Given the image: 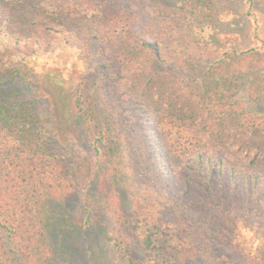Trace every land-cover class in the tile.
<instances>
[{"label":"trees","instance_id":"16d2710c","mask_svg":"<svg viewBox=\"0 0 264 264\" xmlns=\"http://www.w3.org/2000/svg\"><path fill=\"white\" fill-rule=\"evenodd\" d=\"M255 1L0 0V264H62L52 218L85 168L63 154L54 109L14 85L52 86L36 65L55 55L68 57L72 81L60 92L90 149L92 191L121 163L130 176V210L84 207L109 264H189L210 242L239 264H264L240 236L264 225V117L236 100L246 85L263 99L264 44L248 53L222 39L240 17L260 34ZM102 207L111 224L97 218Z\"/></svg>","mask_w":264,"mask_h":264},{"label":"rangeland","instance_id":"374dc122","mask_svg":"<svg viewBox=\"0 0 264 264\" xmlns=\"http://www.w3.org/2000/svg\"><path fill=\"white\" fill-rule=\"evenodd\" d=\"M255 2L257 4V10L264 18V0H256ZM4 7L9 9L7 5H4ZM241 9L242 5H238L236 13L242 14ZM231 18V16L227 17L229 20H231ZM243 18L245 17H240L231 21L229 36L222 39H224L225 42L231 41L235 45L238 44L245 50H249L248 53H253L252 50H250L251 47H263L264 23L260 34L256 36L249 33L251 24L247 19L248 17L245 18V29L241 27L240 23ZM68 65V57L66 56H48L37 63L36 69L39 71L40 75L50 74L52 72V79L56 81V83H53L52 86L50 83L47 86L46 84L31 86L30 83L25 84L24 81H16L14 85L20 87L22 96L31 99L39 98L40 105L43 108L46 110L50 108L54 109L56 118L59 122L57 126L58 137L60 138L61 144L64 146L63 148H65L63 149V154L66 155L68 159H75L82 162L85 168V172H81L80 175L81 184L78 194L73 198L66 199L65 201L63 200L62 206L66 212L62 213L63 216L60 217L59 220H56L58 213H55L52 218V222L56 221V224H61L62 228L60 236L58 234L55 235V242H53L57 251L61 252L60 262L62 264H109L110 260L105 252L102 231H99L98 228L97 230L93 228L89 232L84 229L86 215L84 207L85 205L90 206L92 203H90V201L96 200L99 202L98 206L100 208V204L110 200L112 205L116 204V206L126 212L131 208L134 200V192L132 184L130 183L129 173L123 163H121L118 174L115 176L112 183L111 180H104L102 177V184L99 183L97 190L92 191L91 181L96 171L93 169L94 165L90 149L83 143L82 136H79L74 123L71 121L72 117L70 118L66 115L64 110L65 103L63 100L65 97L63 93L61 96L60 92L61 89L59 84H61L63 89V85L67 86V84L72 81L70 80ZM236 100L247 112L264 117V97L262 99L260 98V94L256 95L252 93L248 85L240 89L236 94ZM192 197H194V193L191 198ZM113 200L115 201L114 203ZM102 208L97 218H100V220H102L101 222L104 224H111L112 210H107L105 207ZM95 214L96 212L93 215ZM81 229H83L84 232L81 231ZM240 230L241 238L247 240L245 243L247 251H253L255 255L264 256V225L254 226V228L241 227ZM66 235L67 238H65ZM49 237L51 240V236ZM68 238L69 241L67 240ZM66 242H69V245L63 244ZM209 246L210 250L208 254L194 261L192 260L189 264H212L219 259H228L231 264L240 263L239 254L228 246L217 242H210ZM135 247L137 257L142 258V253L136 245ZM69 248L72 251H70Z\"/></svg>","mask_w":264,"mask_h":264}]
</instances>
